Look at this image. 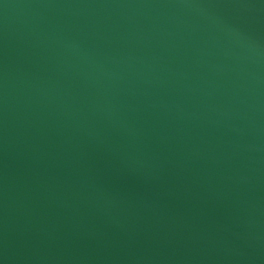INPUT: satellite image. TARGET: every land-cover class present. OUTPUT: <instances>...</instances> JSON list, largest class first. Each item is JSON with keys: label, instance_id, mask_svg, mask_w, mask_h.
Here are the masks:
<instances>
[{"label": "water", "instance_id": "95a60500", "mask_svg": "<svg viewBox=\"0 0 264 264\" xmlns=\"http://www.w3.org/2000/svg\"><path fill=\"white\" fill-rule=\"evenodd\" d=\"M0 264H264V0H0Z\"/></svg>", "mask_w": 264, "mask_h": 264}]
</instances>
